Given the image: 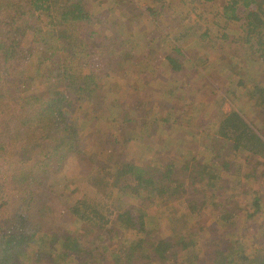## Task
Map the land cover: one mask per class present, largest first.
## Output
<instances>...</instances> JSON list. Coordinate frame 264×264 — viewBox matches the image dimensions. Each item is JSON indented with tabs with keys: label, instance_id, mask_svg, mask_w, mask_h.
<instances>
[{
	"label": "trees",
	"instance_id": "16d2710c",
	"mask_svg": "<svg viewBox=\"0 0 264 264\" xmlns=\"http://www.w3.org/2000/svg\"><path fill=\"white\" fill-rule=\"evenodd\" d=\"M157 2L161 3L160 8L164 7V0ZM220 9L221 27L226 30L232 22L243 20L241 31L245 32V41L250 43V52L260 53L264 58V34L261 33L264 0H225ZM148 10L153 17L161 12L153 8ZM102 20L90 13L85 0H0V212L3 213V221H0V264H21V260L27 257L41 264H205L201 250L212 248V245L215 246L214 257L206 264H264V226L260 222L264 192L257 188L249 189L246 194L251 196L247 205L250 207L244 208L239 224L233 220V212L225 206L226 201H218L219 191L224 185H231V178L226 177L236 160L264 159L261 126L250 122L239 109L219 114L215 130V138L223 140L230 149L220 146L223 152L220 154L233 152L236 157L233 163L214 162L217 154H213L205 164L196 162L187 177L191 186L199 187L196 192L202 198L191 202L193 204L181 215L168 216L170 221L175 220L169 227L171 235L181 237L204 212L215 210L216 214L212 216L215 223L211 228L216 225L221 236H215L204 244L199 242L197 248L189 240L172 242L170 237H157L146 230L145 212L141 208L136 209V214L131 207L110 209L84 196H57L59 191L54 184L61 179L57 176L63 172L69 159L84 154L82 127L93 120L91 128H94L98 118L86 111L82 115L81 111L92 102L93 96L98 98L95 107L104 104L102 99L106 100V93L101 95V91L112 87V83L105 79L120 75L121 64L128 58V43L132 38L124 37V34L119 37L115 31L108 34ZM110 27H114L113 22ZM98 35L103 42L95 39ZM252 39L256 41V49H252ZM175 50L179 51L178 48ZM59 52L66 59L63 65L56 71L41 73L45 61ZM166 57L173 70L180 69L176 60ZM31 59H37L32 66L34 75L28 73L24 66ZM84 68H87L86 72ZM39 73L44 78L51 75L58 80L53 86L47 85L43 92L35 93L31 89V81ZM126 74L121 75V80H127L124 78ZM129 75L128 82L131 83L133 75ZM249 94L255 105L264 107L263 83L254 85ZM118 116L124 128L126 121L132 122L127 112ZM164 117L156 113L154 120L164 122ZM153 130L156 132V127ZM133 139L128 136L121 144ZM109 146H114V143ZM119 155L123 156V153L119 152ZM105 161H109L120 176L147 179L151 183V191L157 189L164 194L171 189L169 184L172 181L178 182L181 193L188 187L184 180L176 179L179 173L172 165L174 161L165 164L157 178L156 174L130 159L109 157ZM96 168L90 164L89 172ZM253 169L245 172L240 167L237 172H242L244 178L249 179L254 174ZM166 182L169 184L164 185ZM18 185L32 189L19 198L14 208H8L5 219L8 193ZM232 187L226 190L230 191ZM122 190L124 188L118 191ZM37 193L47 200L42 202ZM51 199L64 205L73 222H81L90 232L99 233L92 239L91 246L76 252L73 244L75 235L65 229L53 231L44 227V220L48 222L64 213L51 205ZM248 221L252 223V240L260 243L259 247H254L257 252L238 253L234 247L229 250L231 246L227 243L233 224L247 229Z\"/></svg>",
	"mask_w": 264,
	"mask_h": 264
},
{
	"label": "rangeland",
	"instance_id": "374dc122",
	"mask_svg": "<svg viewBox=\"0 0 264 264\" xmlns=\"http://www.w3.org/2000/svg\"><path fill=\"white\" fill-rule=\"evenodd\" d=\"M85 1L90 13L103 19L108 34L115 31L119 37L124 34V37L132 39L128 43V58L124 59L121 70L118 71L120 75L114 74L105 79L112 83V87L108 91H101V95L106 93V100L102 99L104 104L99 108L95 107L98 98L93 96L92 102L86 104L84 111H81L82 115L87 112L98 118L94 128H91L93 120L82 127L84 154L66 162L63 172L57 176L61 179L54 184L59 191L57 196H84L110 209L131 207L136 214V209L141 208L145 212L143 218L146 230L157 237H170L172 242L189 240L194 248L198 247L199 242L204 244L215 239V236H221L216 231V225L215 230L211 228L215 223L212 220V216L216 214L214 209L204 212L197 219L196 225L190 226L181 237L171 235L169 227L173 226L175 220L170 221L168 216L181 215L193 204L191 202L202 198L196 192L199 187L191 186L187 177L196 162L205 164L213 154H217L214 157L216 163L227 161L232 164V160L236 158L233 152L221 155L223 152L219 147L225 149L227 144L215 138L219 114L239 109L249 121L261 126L264 133V107L255 105L249 94L254 85L264 84V58L260 53L250 52V43L245 41V32L241 31L243 20L232 22L226 30L221 27L219 12L225 0H164L163 8H160L161 3L157 0H117L119 5L114 0ZM149 8L161 12L153 17ZM111 22L114 23L113 28L110 27ZM203 33H206L205 36L199 38ZM261 33L264 34V27ZM95 39L103 42L100 35ZM251 41L252 49H256V41ZM166 56L176 60L180 69L173 70ZM62 58L63 55L59 52L45 61L41 73L46 70L56 71L66 60ZM96 62L95 60L94 63ZM36 63L37 59L25 63L28 73L34 75L32 66ZM87 68L83 70L86 72ZM124 73H128L124 75L127 80H121ZM130 73L134 77H131V83L128 82ZM38 76L31 81V89L35 93L43 92L47 85L53 86L58 80L51 75L45 78ZM121 112L129 113L132 119L131 123H124L125 128L120 124L118 115ZM156 113L162 117L165 115L166 121H155ZM142 122L145 123L139 126ZM86 125L89 127H85ZM128 136L135 139L122 145V141ZM111 143L114 146L108 147ZM226 149L230 150L229 146ZM118 151L123 156H118ZM109 157L133 160L134 164L143 165L153 175L156 174V178L165 164L174 161L172 165L176 167L175 172L179 173L176 179L188 184L186 192L181 193L177 187L178 182L175 181L164 184H169L171 188L164 194L157 189L151 191V183L147 179L117 174L112 164L105 161ZM90 164L97 166L92 172H89ZM240 167L245 172L254 168L253 176L244 178L242 172H237ZM229 169L231 172L226 178H231L233 187L227 191L231 185H224L219 191L218 201H226L225 206L233 212V220H237L239 224L238 219L243 216L244 208L250 207L247 205L251 196L246 194L249 189L257 188L264 192V159L255 157L247 162L236 160ZM169 178H173L172 173ZM119 188L124 190L120 192ZM31 189L18 185L8 193L9 198L4 207L5 219L8 208H14L19 198ZM37 195L42 202L47 200L42 195ZM70 201L71 199L65 205L68 206ZM51 205L64 213L61 217L50 219L52 222L44 220V227L53 231L65 229L75 235L73 244L76 252L85 246H91L92 239L99 233L93 230L90 232L81 222H73L64 205L55 199H51ZM2 218L3 213L0 212V221H3ZM262 218L264 205L260 213V222L264 226ZM237 224L230 227L232 230L227 243L231 246L229 250L234 247L238 253L257 252L254 247H259L260 243L252 240L251 221H248L247 229ZM211 247L201 250L205 264L214 257L212 254L215 246ZM21 264L41 263L27 257L21 260Z\"/></svg>",
	"mask_w": 264,
	"mask_h": 264
}]
</instances>
